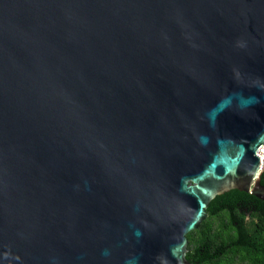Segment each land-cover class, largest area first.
Instances as JSON below:
<instances>
[{
    "label": "water",
    "instance_id": "95a60500",
    "mask_svg": "<svg viewBox=\"0 0 264 264\" xmlns=\"http://www.w3.org/2000/svg\"><path fill=\"white\" fill-rule=\"evenodd\" d=\"M262 148L264 0H0V264H193Z\"/></svg>",
    "mask_w": 264,
    "mask_h": 264
},
{
    "label": "trees",
    "instance_id": "16d2710c",
    "mask_svg": "<svg viewBox=\"0 0 264 264\" xmlns=\"http://www.w3.org/2000/svg\"><path fill=\"white\" fill-rule=\"evenodd\" d=\"M264 184V172L262 174ZM188 234L193 264H264V201L238 189L217 196Z\"/></svg>",
    "mask_w": 264,
    "mask_h": 264
},
{
    "label": "bare ground",
    "instance_id": "6f19581e",
    "mask_svg": "<svg viewBox=\"0 0 264 264\" xmlns=\"http://www.w3.org/2000/svg\"><path fill=\"white\" fill-rule=\"evenodd\" d=\"M261 155H262V158H263V162H264V153H262Z\"/></svg>",
    "mask_w": 264,
    "mask_h": 264
},
{
    "label": "built area",
    "instance_id": "2783aa9c",
    "mask_svg": "<svg viewBox=\"0 0 264 264\" xmlns=\"http://www.w3.org/2000/svg\"><path fill=\"white\" fill-rule=\"evenodd\" d=\"M263 150H264V148H262V150H261L260 154H262V153H263ZM261 156H262V155H261Z\"/></svg>",
    "mask_w": 264,
    "mask_h": 264
},
{
    "label": "rangeland",
    "instance_id": "374dc122",
    "mask_svg": "<svg viewBox=\"0 0 264 264\" xmlns=\"http://www.w3.org/2000/svg\"><path fill=\"white\" fill-rule=\"evenodd\" d=\"M263 153H264V150H263Z\"/></svg>",
    "mask_w": 264,
    "mask_h": 264
}]
</instances>
